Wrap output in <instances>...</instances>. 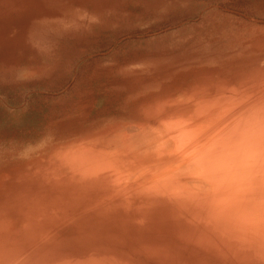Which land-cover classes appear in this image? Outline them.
Segmentation results:
<instances>
[{"label": "rangeland", "instance_id": "1", "mask_svg": "<svg viewBox=\"0 0 264 264\" xmlns=\"http://www.w3.org/2000/svg\"><path fill=\"white\" fill-rule=\"evenodd\" d=\"M262 66L264 0H0V192L6 193L0 203L34 175L41 177L55 148L64 151L65 143L125 116L174 109L182 97L214 105L215 95L263 75ZM162 211L140 229L113 219L90 236L142 264H179L178 254L186 264H218L201 244L193 245L195 237L182 236L186 226L173 212V223H179L173 228L180 230L175 234ZM137 243L167 246L175 255L158 248L144 252ZM159 252L169 257L161 260Z\"/></svg>", "mask_w": 264, "mask_h": 264}, {"label": "bare ground", "instance_id": "2", "mask_svg": "<svg viewBox=\"0 0 264 264\" xmlns=\"http://www.w3.org/2000/svg\"><path fill=\"white\" fill-rule=\"evenodd\" d=\"M259 71L264 72V66ZM250 80L248 85L242 82L226 90L227 94L223 91L221 97H226L225 102L218 95H215L214 105L210 99L182 97L176 105L182 107L179 111L174 110L175 107L168 111H153L148 116L143 113L125 116L124 121L109 123L100 132L83 136L77 142L70 141L71 144L65 143L60 147L65 148L64 151L55 148L57 154L53 151L54 158L48 157L46 168L43 166L45 170H40L41 177L34 178L32 174L34 177L29 184L13 192V196L10 192L11 197L7 199L4 198L6 193L0 192L5 195L2 197L5 201L0 203V264H142L128 252L97 245L100 242L90 235L113 219L130 226L139 227L147 220L149 224V220L162 210H171L163 214H168V218L174 212L175 221L178 218L183 221L180 224L186 226L187 234L179 233V238L184 235L195 237L193 245L199 247L201 244L218 264H264V240L250 234L239 210L231 219L218 218V209L212 201L232 193L221 189L213 196H207L204 189L208 185L197 174L194 163L203 146L239 138L257 121L264 120V74L255 73ZM28 169L33 170L29 166ZM26 174L21 175L26 177ZM241 187L247 188V185L242 183ZM163 215L161 221L166 220ZM160 216L157 219L160 220ZM174 218H171L172 223ZM159 220L156 224L163 223ZM176 224L169 223V228L173 230ZM156 228L154 231L159 232ZM161 230L164 234L165 230ZM179 231L177 229L175 234ZM189 239L186 237L183 241L189 245ZM127 244L130 247L132 242ZM156 245L150 244L152 249L145 244L140 246L144 252L147 248L149 252L166 250L165 244V250L162 245ZM137 247L131 246V249ZM139 250L142 252L141 249L137 252ZM166 251V254L175 253L170 249ZM159 253L156 255L162 256ZM156 255L151 258L161 261L169 257L166 255L161 259ZM176 260L183 261L179 254ZM166 261L165 264H173Z\"/></svg>", "mask_w": 264, "mask_h": 264}, {"label": "clouds", "instance_id": "3", "mask_svg": "<svg viewBox=\"0 0 264 264\" xmlns=\"http://www.w3.org/2000/svg\"><path fill=\"white\" fill-rule=\"evenodd\" d=\"M194 163L208 185L207 196L221 189L232 193L212 201L218 218L231 219L238 209L250 234L264 240V120L239 138L203 146Z\"/></svg>", "mask_w": 264, "mask_h": 264}]
</instances>
